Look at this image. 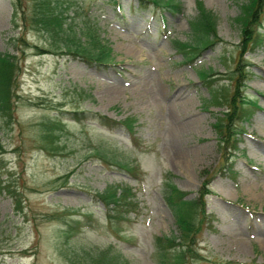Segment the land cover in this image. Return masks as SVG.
I'll return each mask as SVG.
<instances>
[{
    "label": "rangeland",
    "instance_id": "374dc122",
    "mask_svg": "<svg viewBox=\"0 0 264 264\" xmlns=\"http://www.w3.org/2000/svg\"><path fill=\"white\" fill-rule=\"evenodd\" d=\"M180 1L172 13L139 8L137 0H58L65 22L87 23L107 40L112 64L96 67L60 54L43 33L21 24L34 0H0V52L13 54L18 67L12 114L0 117V179L21 200L16 210L0 191V264H82L106 248L130 264H155L153 236L178 234L160 195L165 178L187 198L203 180L211 190L210 222L194 233L201 256L184 264H264V40L238 55L233 20L248 0ZM196 2L216 16V40L183 63L173 40L189 41ZM250 27L264 37V0ZM235 68L246 72L243 92L258 106H243L236 148L224 152L212 127L223 106L206 102L209 86L198 71L208 69L210 85L227 93ZM84 111L130 119L133 134ZM54 119L55 136L43 139ZM103 153L107 160L98 157ZM114 185L130 186L136 205L107 219L95 194ZM69 208L88 216L66 236L68 217L60 212Z\"/></svg>",
    "mask_w": 264,
    "mask_h": 264
},
{
    "label": "trees",
    "instance_id": "16d2710c",
    "mask_svg": "<svg viewBox=\"0 0 264 264\" xmlns=\"http://www.w3.org/2000/svg\"><path fill=\"white\" fill-rule=\"evenodd\" d=\"M142 7H146V3H151L155 8L166 9L169 12H177L181 9L180 0H139ZM262 6V0H248L241 5V13L234 18V22L239 26L240 44L239 53L242 55L246 50L260 44L263 41L260 33L251 30L250 25L259 22V14ZM63 6L58 0H34L30 12L24 17L21 16L22 25H27L33 30L43 33L50 40L51 45L61 53H70L78 56L88 64H105L111 60V50L109 46L102 41L92 26L87 23L70 26L65 22L63 15ZM160 18L162 13L159 12ZM216 16L209 10L205 9L200 2H196V12L188 21L191 36L189 41L181 42L174 40L173 45L176 50L182 54V61L188 62L194 57L200 49L209 46L216 37ZM13 25L17 27L13 19ZM216 40V39H215ZM49 42V41H48ZM40 49V48H39ZM41 51V50H40ZM195 52V53H194ZM17 70L16 58L13 54L0 52V117L10 118L13 111V97L15 96L14 76ZM208 69L198 71L200 78L206 82L210 90V98L206 101L213 105L220 104L225 110L221 111L215 117L212 126L217 134L219 147L228 149L234 148L235 139L233 136L237 132L236 119L240 118L243 110L242 105L247 100L240 95V91L245 81L246 72L238 68L234 69L235 86L227 93L222 89L213 88L210 84L213 80H206L209 75ZM231 86L233 77L230 78ZM99 119V122L106 125L116 124L113 120L105 116L94 113L92 115ZM127 120V119H126ZM129 121V119L127 120ZM43 139L54 137V131L57 130L59 120L46 121ZM42 122L41 124H43ZM130 124L126 127L130 130ZM97 152L99 150H96ZM103 151V150H102ZM100 158H106V154H98ZM121 168H127L125 164L113 160L110 162ZM205 181L199 188L198 198L185 199V192L178 190L168 181L164 183L162 197L166 204L170 207L175 222L179 229L177 235H154L152 239L153 253H155V264H184L186 260L197 259L198 252L191 246L193 236L203 220V202L201 196L205 192L203 188ZM11 185L4 184V180L0 179V191L3 190L10 196L13 206L16 210L21 209L20 198L11 190ZM106 187L102 192L97 193L98 198L105 207V216L107 218H121L126 211L134 207V202L129 198L131 192L127 187ZM118 191V193H117ZM78 211V210H77ZM74 209H67L60 212V216H67L68 219L63 220L66 226V236H71L79 226V218L74 217L76 213L85 215L83 212H77ZM75 228V230H74ZM72 230H74L72 232ZM82 264H129L119 253H112L109 249H101L100 251L87 254Z\"/></svg>",
    "mask_w": 264,
    "mask_h": 264
},
{
    "label": "bare ground",
    "instance_id": "6f19581e",
    "mask_svg": "<svg viewBox=\"0 0 264 264\" xmlns=\"http://www.w3.org/2000/svg\"><path fill=\"white\" fill-rule=\"evenodd\" d=\"M180 127H181V126H176V127L174 126L173 129H175V131H176V130H178ZM181 153H182V152L178 151V153H176V154H178L177 156L181 157V156H180Z\"/></svg>",
    "mask_w": 264,
    "mask_h": 264
}]
</instances>
